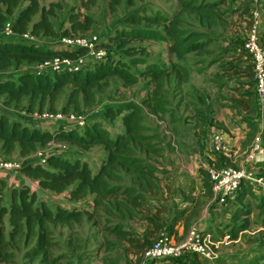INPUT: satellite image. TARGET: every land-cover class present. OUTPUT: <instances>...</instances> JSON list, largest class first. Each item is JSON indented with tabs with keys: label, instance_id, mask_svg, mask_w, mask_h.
Returning <instances> with one entry per match:
<instances>
[{
	"label": "trees",
	"instance_id": "trees-1",
	"mask_svg": "<svg viewBox=\"0 0 264 264\" xmlns=\"http://www.w3.org/2000/svg\"><path fill=\"white\" fill-rule=\"evenodd\" d=\"M23 1L29 3L18 8ZM184 10L194 12L199 20V30H184L178 27L181 23L179 17L174 19L148 15L147 21L151 23L166 22L165 29L168 30L170 38L159 31L139 28H122L109 39L102 41V45L107 48L108 56L105 60L94 63L91 67L76 72H62L56 74H36L33 71H21L19 68L25 62L37 63L50 59L54 56L75 57L86 52L85 48L52 47L39 45L38 43H27L14 41L0 36V73H4L11 68L17 69V76L0 77V103L5 105L17 104L25 97L29 99L28 112L35 110L57 111L55 102L59 93L67 86L73 89L69 94V101L61 112L69 113L71 106L79 108V97L81 94L91 97L94 87L101 82H107L112 76L121 77L126 83H135L140 77H150L151 82H155L162 87L163 83L173 77L177 85L182 84L189 77L186 67L182 64L174 74V66L170 69L159 67L157 64L147 65L138 73L130 71L124 63H121L111 49L115 47L126 55L134 56L144 53L147 47L142 42L151 38H159L169 43V51L179 60H183L187 55L194 53L198 55L212 54L216 49L213 45L219 39L210 30L214 29L220 21L224 20L226 12L218 9L229 0H216L206 3L195 0H179ZM240 7H232V12H250L253 9L254 0H240ZM264 4V3H263ZM59 5L52 4L49 7L41 5L40 0H0V32L8 20L12 21L13 29L18 33L31 32L40 37L44 35H54L56 33L54 23L51 19L56 14ZM18 8V9H17ZM39 15L38 19L35 16ZM143 18V17H142ZM136 14L128 16V21L139 23L142 21ZM69 27H66L63 36H80L92 30L94 19L81 12H71L68 17ZM251 24V21H250ZM261 42L264 45V29L261 31ZM242 42L235 43V55L240 59L237 63L225 65V71L248 78L249 86L246 92H241L242 104L249 112L256 110L255 81L253 63L251 55L243 48ZM139 61V59L137 60ZM183 73H187L183 75ZM202 101L205 97H201ZM152 111L159 116L169 113L165 107L166 101L160 95H154L145 100ZM167 104V103H166ZM38 108V109H35ZM199 117H205L203 109L198 110ZM144 110L135 101H127L116 106H109L105 111V116L110 120L120 118L123 126L122 131L114 134L110 133L103 124L96 119H89L82 129L64 128L63 125L54 129L42 127L35 123L28 124L24 120L12 118L4 112H0V142L1 151L5 154L14 153L16 150L22 156H28L35 152L39 146H45L50 142H67L76 144L83 149H91L102 145L106 155L101 157L100 167L94 171L88 160L80 156L69 155L62 152H49L46 163L36 160L24 163L20 172L35 180L36 186L24 183L18 187L9 186L6 177H0V264H14L17 257L16 250H24V258L32 263L60 264V256L55 255L54 248L57 245L55 240V229L58 227L68 228L73 232L77 224H82L85 218H93L94 214L82 207L84 202L94 208L103 206L108 209L105 201L107 197L115 195H126L131 203L139 205L140 198L145 193L135 191V187L123 188L120 184H113V180H121L119 171L128 174H136L133 177L144 188L151 189L154 181L151 177L154 170L149 172V165L143 164V158L138 156V151L147 154L156 152L154 142H151L154 135L145 134ZM77 113V112H75ZM201 119V118H200ZM218 156L221 164H211L218 167L232 165L231 159L222 153L213 152ZM259 163V162H257ZM264 166V162L262 163ZM204 176V183L212 194L210 176L206 169H201ZM264 176V169L261 173ZM122 187V189H121ZM153 189V188H152ZM9 193L8 201H5V192ZM40 190L44 191L40 194ZM122 190V192H121ZM256 189L249 183L243 182L235 197L228 201L237 200V210L233 218L238 220L241 215L246 216V220L241 225H236L232 230L231 239H237L241 231L250 226L248 217L250 210H246L244 202L249 195H253ZM208 192V191H207ZM65 194L70 204L53 198V202L44 196ZM117 208L122 212L124 218H133L135 211L124 201H115ZM127 206V209L124 207ZM110 210V209H109ZM142 210V209H141ZM152 220L153 231L156 235L162 231L164 226L155 218ZM147 219V217H146ZM7 225L9 229H7ZM108 228V227H107ZM119 240H125L129 245V250L137 256V263L141 264L145 249L150 243V231L141 238L133 233L124 223L108 228ZM175 229V222L168 226V234ZM209 231V230H208ZM213 233V231H210ZM113 244H118L112 241ZM110 249L107 244H101ZM104 248V247H103ZM174 264H211L205 257L190 251L185 252L179 258L171 259ZM217 264H264V254L254 259L241 258L238 263L230 262L227 259H220Z\"/></svg>",
	"mask_w": 264,
	"mask_h": 264
},
{
	"label": "rangeland",
	"instance_id": "rangeland-1",
	"mask_svg": "<svg viewBox=\"0 0 264 264\" xmlns=\"http://www.w3.org/2000/svg\"><path fill=\"white\" fill-rule=\"evenodd\" d=\"M204 1L206 3L216 0H195ZM41 5L49 7L52 4L59 5L56 14L51 17L56 33L54 35H44L37 37L39 45H48L52 47L59 46V40L64 37L62 35L63 30L69 27L68 17L71 12H81L88 14L94 19L93 28L90 32L81 34L84 36L97 35L103 37L105 40L109 39L112 34H115L122 28H139L145 31L154 30L159 31L167 38L171 39L168 30L165 29L166 22L151 23L146 20L148 15L166 17L174 19L179 17L181 23L178 24L180 29L184 30H199L200 23L197 15L189 10H184L179 0H40ZM28 1H23L19 4L18 8L28 4ZM240 0H229L226 4L221 5L218 9L226 12L225 19L220 21L218 26L210 30L211 33L216 36L219 41L214 44L216 49L212 54L198 55L191 53L187 55L183 60H179L174 54L169 51V43L166 40L159 38H151L144 40L143 43L135 42L136 44H143L147 47L146 52L139 53L134 56L126 55L124 52L114 48L111 52L116 55L121 63L127 65L128 69L134 73L142 72L147 65L157 64L159 67L171 68L174 66V74L178 69H184L182 64L186 67V71L189 73L187 79L188 82L177 85V81H173V77L163 83V86H158L155 82H151L150 77H140L135 83H126L119 76H112L107 82H101L94 87L91 97L81 94L79 97V108L71 106L69 111H74L85 115L89 119H96L100 121L103 126L114 134L117 131H122L123 126L120 118L110 120L105 116V111L109 106H116L127 101H135L139 103L144 112V125L145 134L154 135L151 142H154L156 152L153 154H147L145 152L138 151V156L143 158V164L149 165V172L154 170L151 175L154 184L151 185L154 191L160 198L159 201L164 200L165 197L169 199V194L173 191V178L172 171L169 166L179 169L182 165L191 163L190 167L194 169V177L198 178V173L202 169L200 167H194L196 159L198 143L196 136L193 135V129L189 124L195 123L194 114L198 113L200 109L205 111L207 105L202 104L201 97L205 99L210 97V90L207 92L197 90L195 85L199 81L205 79H212L216 83H222V88L226 96L233 95L236 91L235 87L239 88V83L242 85V80L236 77L235 74L225 71V65L228 63H237L238 56L235 55V43H239L245 40L249 27H250V12H232V7H240ZM264 0H259L258 3H254L253 7L258 9L260 13V19L262 27L264 29ZM17 8V9H18ZM241 8V7H240ZM136 14L142 21L139 23H132L128 21V16ZM245 15V16H244ZM39 15L35 16L38 19ZM248 19L246 24L244 20ZM139 59V61H137ZM37 63L25 62L19 69L21 71H35ZM17 69L11 68L4 73H0L1 76L13 77L17 76ZM201 73V74H200ZM187 73H183L186 75ZM185 82V81H184ZM217 87H219L217 85ZM242 87V86H241ZM246 92L248 88L242 87ZM72 86L65 87L58 96L55 102V108L57 111L63 110L64 106L69 101L70 91ZM211 89V88H210ZM216 90V88H215ZM239 91V90H237ZM154 95L161 96L166 101L165 107L169 110V113H165L162 116L154 113L145 100ZM224 96V97H226ZM200 99V102H199ZM29 99L25 97L22 102L17 104L5 105L0 103V112H4L12 118L24 119L23 113L28 112ZM46 109L49 108L47 105ZM263 106L256 103V110L252 113H241L238 108V112L235 114L240 116L235 118V122L240 126L241 132L246 134V137L241 140V148L239 153H234V157L237 159V164L241 160L246 159V154L252 147L255 138L258 135L262 136V146L264 147V118H263ZM38 109V108H35ZM250 116V117H246ZM245 125V127H244ZM45 127L47 125H44ZM42 125V127H44ZM1 145V142H0ZM0 149V159L9 161H18L22 163L34 161L37 155L49 152H62L69 155L80 156L82 159L88 160L90 166L94 171L100 167L101 157L106 155L102 145H98L91 149H83L76 144L67 142H50L45 146H39L38 149L29 154L28 156H22L18 150L11 154H5ZM233 157V156H232ZM264 157V152H263ZM248 164V167L258 174L262 175L264 166L262 163ZM205 167V166H204ZM200 168V169H199ZM205 169V168H204ZM201 172V171H200ZM3 173V172H2ZM18 180H22L23 184L35 182L34 179L27 176L22 172H14ZM121 180H113V184H120L123 188L128 186L135 187L136 192L145 193V196L140 198L141 205H135L131 203V200L126 195H115L107 197L105 201L108 204V209L103 206L94 208L91 203L84 202L81 206L89 209L94 214L93 218H85L84 223L77 224L76 230L69 231L68 228L58 227L55 229V240L57 245L54 248V253L60 256V264H91L90 260L95 262L102 254V258L109 252L110 249H103L104 245L112 247L114 250L116 244L112 241H118V237L112 233L108 228L116 225V223H125L130 218H124L122 212L117 208L115 201H124L127 199L128 205L134 209L135 214L131 220L134 222L136 217H140V213L151 212V198L147 195L146 185H142L137 181L136 174H128L125 171H119ZM160 184L168 195L164 194ZM8 185L11 184L8 182ZM202 186V183L194 181L196 188ZM121 187V189H122ZM40 194L44 191L40 190ZM122 192V190H121ZM171 192V193H170ZM153 193V192H152ZM179 198L177 201L179 204L181 200V192H177ZM44 196L53 202V198H57L64 202V204H70L65 194L60 195H48ZM9 193L5 192V201H8ZM233 209L230 214V218H227L226 222L222 224V227H216L213 231L214 241L218 243L217 247L213 249L217 252L218 258L215 260L217 264L220 259L224 258L233 263H238L241 258L254 259L264 254V189H256L253 195L247 196L244 207L246 210H250V226L240 232L237 239H231L233 228L236 225H241L246 220L245 215H241V218L235 220L233 218L235 211L237 210V200L233 204ZM183 206L182 204L180 205ZM188 208L194 209L191 215L196 214L197 210H200V202L195 205L188 204ZM127 209V206L124 207ZM110 209V210H109ZM141 209H143L141 211ZM188 224V223H187ZM190 224V223H189ZM108 227V228H107ZM189 228V227H188ZM7 229L9 226L7 225ZM154 229L150 230V238L155 236ZM180 238V235H177ZM172 238V236H171ZM178 239V238H177ZM174 242V240H173ZM122 249L121 247H118ZM17 257L14 264H41L39 262L32 263L24 258V250H16ZM166 260V259H160ZM170 260V259H167ZM106 261V260H105ZM115 262V261H114ZM138 264V263H137Z\"/></svg>",
	"mask_w": 264,
	"mask_h": 264
},
{
	"label": "built area",
	"instance_id": "built-area-1",
	"mask_svg": "<svg viewBox=\"0 0 264 264\" xmlns=\"http://www.w3.org/2000/svg\"><path fill=\"white\" fill-rule=\"evenodd\" d=\"M259 0H254L258 3ZM258 9L253 7L251 11V24L247 36L243 43V48L251 55L253 63L256 102L263 106L264 118V45L261 42L262 22ZM0 36L14 41L27 43H38L37 36L31 32L18 33L13 29L12 21L8 20L0 32ZM105 39L101 36H64L59 40L58 47L72 49L85 48L84 54L70 56H54L50 59L39 62L34 71L36 74H56L62 72H76L91 67L94 63L105 60L108 51L101 43ZM28 124L47 125L54 129L63 125L64 128L82 129L88 123L89 118L83 114L50 110H35L25 112ZM24 120V119H23ZM212 151L224 154L232 159L230 144L225 140L222 133L216 132L212 136ZM264 147L262 146V136L258 135L249 152L246 154L244 164L235 167L226 165L218 167L207 165L205 169L210 176L212 195L216 201L227 205L228 201L235 197L242 183L249 182L255 189H264V176L258 174L248 167V164L257 163L264 160ZM48 154V153H47ZM47 154L40 152L37 161L46 163ZM24 163L0 159V173L20 172ZM218 243L214 241L213 233L200 228H192L187 236L180 243H174L168 232L160 234L144 251L143 263L160 259H173L181 257L185 252L190 251L205 257L215 263L218 258L217 252L213 249Z\"/></svg>",
	"mask_w": 264,
	"mask_h": 264
},
{
	"label": "crops",
	"instance_id": "crops-1",
	"mask_svg": "<svg viewBox=\"0 0 264 264\" xmlns=\"http://www.w3.org/2000/svg\"><path fill=\"white\" fill-rule=\"evenodd\" d=\"M247 21L248 19H245L244 23L246 24ZM239 60L240 59L237 58V62H239ZM235 76L239 77V79H241L244 83H242V85L239 83V88L235 87L233 90L236 92L231 96H226V94H224L222 88L223 82L216 83L212 79H205L204 81L198 80L197 84L195 85L196 89L200 90L201 92L205 89L207 92L210 90V97L202 102L203 105H207L205 107V117H199L198 113H195V123L193 122V124H189L193 129V135H195L197 138L196 141L199 142L197 146L198 149L195 152L196 156L194 158L196 161L194 167H200L204 169L207 165L221 164L218 156H215V154L212 153V136L216 132L222 133L225 140L229 142L231 156H233L231 161L234 166L238 167L245 162L244 159L241 160L239 164H237V159L234 157V153H239L241 148V140L246 137V134L241 132L240 126H238L235 122V118L238 116L235 113L238 112V108L241 113H245L246 109L242 104V97L240 93L242 90H244L242 87L248 88L249 86L246 82L248 81L247 77L236 74ZM186 82L188 81L186 80L183 83L186 84ZM217 85L219 87H217ZM246 117L248 118L250 116ZM190 166L191 163L184 164L179 169L169 166L170 170H173V191L168 195V193L165 191L166 189L163 187V184H160V186L162 187L164 194L168 195L170 198L167 199V197H165L164 200L159 201L160 198L158 197L156 191H154L152 188L147 189V195H150L151 198V212H145V210L142 209L143 211L141 210L142 212L140 213V217H136L137 220L134 222L131 219L125 222V227L131 229L135 235L144 238L148 229L149 231L153 229L152 220L150 222L148 217L157 219L164 226V228L156 237L151 239L150 243L160 234L166 232L168 226L174 222L175 229L171 232V234H169L170 237L172 236L171 240H174V243H180L183 241L192 228L197 227L206 231H215L216 227H222V224L226 222L227 218H230V214L234 206L233 204L236 201H231L227 205L216 201L211 192H209V188L207 189V187H205L204 176L200 172L201 170L198 173V177L200 179L195 178L194 169ZM0 177H6L7 181L11 184L10 186L18 187L23 184V181L18 180L16 177V173L11 171L0 173ZM195 180H197L199 183H202V186L197 187L196 185L195 188ZM27 184L36 186V182L28 181ZM177 192H181L182 197L180 203L183 205L182 207L180 206L181 204L175 202L179 198ZM198 201L200 202L201 208L200 210L196 211V214L191 215V212L194 209L188 208L187 206L189 203L195 205ZM177 235H180V238ZM118 241L119 242H117L118 244L115 246V249L112 250L111 247L109 252L104 256L105 259H103L102 254H100L96 262L92 259L90 260V263L137 264V256L134 254V252L129 250L128 243L125 240L118 239ZM118 247H121L122 249H119ZM106 248L107 247L104 246L103 249L105 250ZM141 264H144L143 260ZM147 264H174V262L171 259H166L149 261ZM211 264L216 263L211 262Z\"/></svg>",
	"mask_w": 264,
	"mask_h": 264
}]
</instances>
